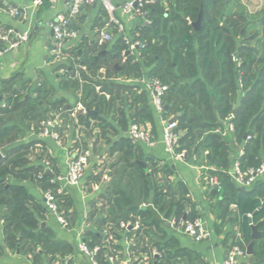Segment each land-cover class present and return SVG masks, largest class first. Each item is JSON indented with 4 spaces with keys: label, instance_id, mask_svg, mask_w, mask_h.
Instances as JSON below:
<instances>
[{
    "label": "crops",
    "instance_id": "crops-1",
    "mask_svg": "<svg viewBox=\"0 0 264 264\" xmlns=\"http://www.w3.org/2000/svg\"><path fill=\"white\" fill-rule=\"evenodd\" d=\"M112 1L117 6L114 16L123 25L129 44L124 43L114 29L111 40H100L99 31L106 28L109 15L98 2H93L84 5L72 18L70 27L75 35L65 43L66 56L54 59L50 52V24L56 14H68L70 1L42 0L36 6L31 0H0V34L8 29L28 33L27 41L0 55V104L10 89L33 97L38 92L46 95L43 109L52 108L51 113H60L61 121H68L62 122L60 142L25 128L18 144L28 147L31 164L44 170V160L50 161V179L53 175L65 174L68 162L74 156L85 151L89 153L79 183L67 186L65 193L58 198L59 208L66 213L68 227L61 226L53 213L47 210L39 184L22 181L33 200L32 204L42 207L37 220L38 229L44 231L46 243L10 246L3 239V222L0 220V264H58L63 260L69 264H93L79 250L77 235L81 232L89 246L102 244L106 238L103 229L108 224H114L106 213L108 195L111 182L124 166V151H128L129 157L126 158L129 161L142 166L151 184L154 181L163 184L172 192L175 201L181 200L182 218L199 217L210 234L206 239L195 241L171 229L163 220V212L156 210L154 221L144 218L146 224L143 227L124 229L121 226L124 221L117 226L112 225L113 235L104 252L98 256L97 264H110L106 257L111 255L115 256L116 264L124 260L130 264H224L234 246L245 250L243 255L236 256L235 264H264L261 230L258 228L260 236L256 239L252 238V231L246 239L234 205L227 204L221 196L222 187L217 191L204 180L208 174L217 177L212 173L216 171L217 164L210 161V148L207 147L214 139H205L210 134L221 136L226 142V170L232 167L235 160L240 163L241 171L264 162V133L252 131L238 139L233 130L227 129V124L232 123L235 117L234 113L241 109L243 98L258 79L254 76L252 80H242L241 74L245 71L242 63L251 49L256 51L257 58L264 54V14L257 24L246 26L248 32L252 31L251 35L235 42L234 49L242 56L235 59L229 55L230 67L233 70L242 69L235 85L230 84L224 92L231 113L220 119L212 113L213 105H201L200 101L214 102L211 99L216 88L227 82L223 72L215 77L211 70L204 72L201 69L197 41L193 43L190 55L182 54V62H174V48L178 46L174 30L178 32L181 25L174 20L173 14L177 11L173 2L147 0L142 6L145 10L139 14L122 11L119 5L125 0ZM239 5L244 7V3ZM9 7L18 9L19 15H11ZM156 28L158 33H154ZM170 33L175 37L172 40ZM142 41L148 45L144 52L139 49L143 46ZM5 43L0 39V45ZM132 43L133 46H130ZM226 53L229 54L227 50ZM183 62L197 71L196 76L188 75L182 67ZM225 70L228 71V67ZM67 71L72 76L66 88L62 80L64 75L69 74ZM154 75H160L165 82L173 84L172 92L168 91L163 96L160 114L153 106L152 94L146 86ZM71 81L77 82L78 89ZM83 83L94 89L96 100L104 101L101 114L96 111L94 115L87 113L82 102ZM78 103L82 104L84 111L77 108ZM58 106L63 107L60 108L62 111ZM261 108L264 109V105ZM196 115L202 125L215 128L205 132L202 138L195 139L188 152L182 150L185 153L183 158H175L163 143L164 120L175 117L178 123L187 125L193 118L191 116ZM217 121H222V126ZM133 123L151 133L155 141L153 146L128 137V129ZM180 132L185 133L179 129ZM182 136L179 135V138ZM247 136L250 138L247 139ZM0 154L2 158L3 152L0 151ZM225 175L229 176L228 173ZM229 179L243 191L255 190L256 196L264 201V174L246 187L238 185L231 177ZM259 191L262 192L258 194ZM140 201L143 210L153 207L149 199ZM252 224L258 227V224ZM248 244H252L251 254L246 250Z\"/></svg>",
    "mask_w": 264,
    "mask_h": 264
},
{
    "label": "trees",
    "instance_id": "trees-1",
    "mask_svg": "<svg viewBox=\"0 0 264 264\" xmlns=\"http://www.w3.org/2000/svg\"><path fill=\"white\" fill-rule=\"evenodd\" d=\"M171 1L177 11L173 14L174 20L181 25L179 26L178 32L174 30L175 35L178 36V46L174 48L175 52L173 54L174 62H182V54L190 55L193 51L192 45L197 41V52L201 69L204 72L211 70L215 77H218L219 74L223 72L222 75L227 81L226 84L223 83L216 88V92L211 99L212 102L214 101L213 103L210 104L208 102L209 100L203 101L201 99V105L202 103L203 105H213L212 113L218 115L220 119H224L228 116L231 113V106L228 104L224 92L227 88H230V84L235 85L236 80L240 77L239 70L243 67L245 71L241 74L242 80L245 81V78L252 80L254 76L255 78L258 76V79H255L253 86H251V89L240 103L241 109H238L236 113H234L235 117L232 120L233 131L238 139H241L244 134H248L252 131L263 134L264 109L261 107L264 105V54L259 55L257 58L256 51L251 49L249 53L244 56V63H242L241 68L233 70L230 67L229 54L226 53V50L229 52V45L226 39L223 38V27L219 25L218 19L225 14V12L222 13L224 10L226 11L229 9V3L232 0ZM200 6H202L203 9L201 28L196 31L188 20L195 21L197 19ZM243 20L245 22L241 21V23L244 27L251 24L247 19L244 18ZM262 23L264 38V21ZM155 32L158 33L159 30L156 28L154 29V33ZM174 38L172 33H170V40ZM141 44L143 46L139 49L144 52L148 45L143 41ZM154 54L158 53L155 52ZM238 56H242V54L239 52ZM182 64V67L188 71L189 76H196V70L191 69L184 62ZM226 67H228V71L225 70ZM71 76L70 72L63 76L65 78L62 80L63 87H68ZM151 78H158L161 82L168 85L166 92H172L173 84L165 82L162 76L154 75ZM86 81L87 79L84 78V82ZM257 81H259V83H257ZM71 82V84H74L76 89H78L77 82ZM83 85L84 92L82 102L88 109L101 114L105 105L104 101L96 100L97 95L89 84L83 83ZM44 96L46 95H40V93L37 92L36 97H33L18 92V90L15 91L10 89L3 96V102L0 104V151L3 152V157L0 158V220L3 222V239L10 246L19 244V246L23 245L24 247L28 246L31 242L39 244L46 243L44 231L38 229L39 224L37 216L41 214L42 207L32 204L33 200L27 188L22 185V181L31 183L36 182L43 191L49 188L54 190L59 186L58 183L54 184L50 182L48 173L41 167L31 164V161L28 159V147H26L25 144H18V140L24 135L25 128H30L34 133L38 134L41 121L50 114H53L51 113L52 108H42ZM60 108L63 109V107L58 106V109ZM191 117L193 118H191L190 123L187 125L177 122V132L179 129L185 131L184 135L178 140L175 149L177 152L182 150L188 152L191 146L194 145L195 139L202 138L205 132L209 130L213 131L215 128H213V126L212 128H207L198 122V115ZM257 119L259 123L256 124ZM62 122L67 123L68 121L64 120ZM217 122V124L222 126V121ZM205 139H214L213 142L207 146L210 148V161L215 163V165L217 164L216 171L212 173L217 175L221 183L223 190L221 196H223V200L227 204L234 205L237 215L240 218L239 225L244 237L246 239L250 237L251 229L249 221L251 220L252 223L258 224V228L261 230V238L264 240V201L256 196L255 190L248 192L243 191L230 181L229 176L225 175V170L228 165L227 145L225 140L216 134H210ZM123 155L124 166H122L113 179V182H111L109 207L106 210L107 216L109 215L112 219V223H114L112 225L117 226L121 221L127 222L130 221L129 219L131 218V222L138 220L139 227H143L146 224L144 218L149 217L152 222L154 221V212L156 210L163 212V216L165 217L171 215L177 218L182 217L181 200L175 201L172 192L163 184H158L157 181L151 184L142 166L126 158L128 156V151H124ZM132 182L133 184L134 182L136 183V193L129 189L130 185H133L131 184ZM151 189L152 195H150ZM261 192L262 191H259L258 194ZM65 198L66 197H64V202L66 201ZM148 199L152 202L153 207L143 210L140 208V200ZM174 207L176 208L173 210ZM64 214L66 215V213Z\"/></svg>",
    "mask_w": 264,
    "mask_h": 264
},
{
    "label": "built area",
    "instance_id": "built-area-1",
    "mask_svg": "<svg viewBox=\"0 0 264 264\" xmlns=\"http://www.w3.org/2000/svg\"><path fill=\"white\" fill-rule=\"evenodd\" d=\"M33 5H40L42 0H31ZM70 6L68 14H56L53 20L51 21L50 27L52 30V43L50 52L54 59L63 58L66 56L65 51V43L66 41L75 35V31L71 29L70 23L72 18L82 9V7L86 4L98 2L108 13L109 21L106 23V28L99 31L100 40L108 41L111 40L113 35V29L120 36L122 35L123 40L126 44H129L128 38L125 36L123 25L120 21L114 16V11L117 6L114 4L112 0H69ZM147 2V0H125L120 3L119 8L124 12H136L142 13V6ZM8 11L11 15L17 16L19 15L18 9L14 7H9ZM0 39L5 41L6 43L2 46L0 45V55L17 48L23 42L28 40V33H17L12 29H8L4 33L0 34ZM133 46V43L130 44ZM147 88L152 94V104L155 107L156 111L160 114L163 110V96L168 89V85L161 82L158 78H151L146 83ZM77 108L84 111L82 104L78 103ZM40 131L39 135L45 137L49 136L52 139H55L60 142V133L59 130L62 128L63 123L60 119V113L50 114L47 118L41 121L40 123ZM177 121L169 122V120H164L163 127V143L165 148L168 150L171 155L175 158L181 159L184 157V151H175L177 147V143L179 140V133L176 130ZM227 129L229 131L233 130V125L231 122L227 124ZM127 135L129 138L134 141H139L146 143L149 146H153L155 141L151 133L141 127L137 123H133L130 125ZM250 136H247L249 139ZM89 153L85 151L79 155L74 156L69 162L67 171L63 175H56L50 179L51 183H58L59 186L56 189H47L43 191V202L47 210H49L55 216L57 222L63 226L68 227L69 222L64 214V211L59 208L58 197L65 193L67 186L77 185L82 178L83 171L85 166L88 163ZM50 161L44 160V171L48 174L51 173V165ZM226 173L240 186H250L252 185L258 178H260L264 174V162H262L258 166L248 167L244 171L240 169V163L238 160H235L232 167L226 170ZM205 183H207L210 187L219 191L221 189V183L219 179L215 175H206ZM250 216V215H248ZM163 220L167 225L170 226L176 232L183 233L189 237H191L195 241H201L206 239L210 232L205 224V222L199 217H194L192 219H186L182 217H175L173 215L169 217H163ZM121 226L124 229L128 227L138 228L139 222H131L127 221ZM103 234L106 237L102 244H97L94 246H89L84 238L81 235V232L78 233V248L79 250L86 254L93 264H97L98 256L104 252V248L109 244V241L113 235L112 225L108 224L103 229ZM245 250L234 246L229 251L228 258L224 261V264H235V258L238 255H243ZM115 256L111 255L106 257V259L110 262V264H116ZM58 264H69L67 260H63ZM120 264H130L129 261L124 260Z\"/></svg>",
    "mask_w": 264,
    "mask_h": 264
},
{
    "label": "rangeland",
    "instance_id": "rangeland-1",
    "mask_svg": "<svg viewBox=\"0 0 264 264\" xmlns=\"http://www.w3.org/2000/svg\"><path fill=\"white\" fill-rule=\"evenodd\" d=\"M240 4L244 3L240 6ZM228 8L229 10H224L222 13L225 12L222 17H219L218 23L223 27L222 35L223 38L228 41L229 44V55L233 58L239 57V52L234 49L235 42L242 39V37L246 38V35H251L252 31L246 29L241 23L243 22L244 18L247 19V21H250V23L257 24L258 19L263 16L264 12V0H232L229 3ZM147 8V7H146ZM200 9L203 12L202 7L200 6ZM226 9V8H225ZM145 7H143L144 11ZM250 11V12H248ZM241 14V15H238ZM193 22V21H192ZM191 22V23H192ZM245 22V21H244ZM116 176V175H115ZM112 179V178H111ZM112 181V180H111ZM133 184V182L131 183ZM133 190H136V183L134 182L133 187L130 188ZM136 193V192H134ZM109 196V195H108Z\"/></svg>",
    "mask_w": 264,
    "mask_h": 264
},
{
    "label": "water",
    "instance_id": "water-1",
    "mask_svg": "<svg viewBox=\"0 0 264 264\" xmlns=\"http://www.w3.org/2000/svg\"><path fill=\"white\" fill-rule=\"evenodd\" d=\"M201 20H202V10L199 11L197 19L192 23V26H193V28L195 30H199L200 29V27H201ZM84 107H85V109H86V111H87L88 114H93V115L96 114L95 111H92V110L88 109L86 105ZM164 108L166 109L167 106H165ZM175 120H176V118L175 117H172L169 120V122H173ZM179 135L182 136L183 133L180 132ZM140 164L143 165V163H140ZM212 192H214V191H212ZM249 222L251 224V231H252L251 236H252V238L256 239L257 237L260 236V232L258 230V227L256 225H253L251 220ZM246 250H247V253L248 254H251L252 253V244L246 245Z\"/></svg>",
    "mask_w": 264,
    "mask_h": 264
}]
</instances>
